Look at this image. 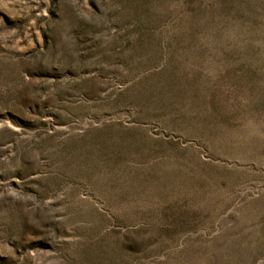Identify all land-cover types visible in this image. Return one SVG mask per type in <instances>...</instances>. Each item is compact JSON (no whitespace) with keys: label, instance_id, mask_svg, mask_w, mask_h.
I'll use <instances>...</instances> for the list:
<instances>
[{"label":"rangeland","instance_id":"374dc122","mask_svg":"<svg viewBox=\"0 0 264 264\" xmlns=\"http://www.w3.org/2000/svg\"><path fill=\"white\" fill-rule=\"evenodd\" d=\"M0 264H264V0H0Z\"/></svg>","mask_w":264,"mask_h":264}]
</instances>
